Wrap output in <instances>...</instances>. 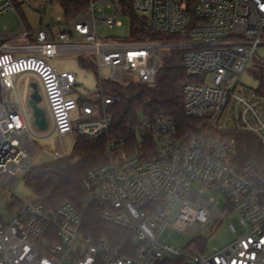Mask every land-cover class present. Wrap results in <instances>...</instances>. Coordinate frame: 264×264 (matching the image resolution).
Listing matches in <instances>:
<instances>
[{
	"label": "built area",
	"instance_id": "obj_1",
	"mask_svg": "<svg viewBox=\"0 0 264 264\" xmlns=\"http://www.w3.org/2000/svg\"><path fill=\"white\" fill-rule=\"evenodd\" d=\"M124 1L88 0L85 10L61 26L33 32L23 25L18 34L2 33L0 187L12 190L20 179L17 171L28 172L37 165V156L39 163L63 157L40 155L25 112L11 101L9 90L23 74L40 79L55 132L97 138L112 126L107 107L119 101L105 92L103 83L130 78L153 85L162 53L179 49L191 77L183 88L184 110L206 120L208 128L200 137L184 140L168 117L143 116L135 127L141 148L126 154V139L112 138L106 163L81 179L83 207L101 204L103 220L129 229L137 247L133 256L122 255L107 238L83 234V216L69 201L50 210L40 199L14 198L7 211L0 202V264H264V172L252 164H236V142L226 137L249 132L264 147V92L235 93L249 61L264 46V0H130L155 34L174 40L162 44L99 35L101 25L121 26ZM105 10L110 14L104 15ZM5 13L18 14L14 0H0V17ZM66 55H77L97 71L100 111L90 102L79 103L89 95L69 96L78 85L76 75L59 73L49 63ZM104 68L110 69V79L102 76ZM78 109L74 121L71 113ZM196 183L218 188L228 199L235 240L222 249L201 251L196 244L201 237L194 240L196 249L183 252L159 243L167 226L194 233L201 225L218 222L219 204L201 197Z\"/></svg>",
	"mask_w": 264,
	"mask_h": 264
},
{
	"label": "trees",
	"instance_id": "obj_2",
	"mask_svg": "<svg viewBox=\"0 0 264 264\" xmlns=\"http://www.w3.org/2000/svg\"><path fill=\"white\" fill-rule=\"evenodd\" d=\"M61 3L66 18L73 17L88 6V0H61ZM124 6L125 14L131 18V31L146 33V22L136 13L131 1L125 0ZM80 63L94 69L90 63L81 59ZM190 80L182 51L174 49L168 54L153 85H143L139 82L128 84L118 81L104 82L107 94L119 96L118 102L107 107L106 112L112 117L110 129L97 138L77 134L72 152L35 165L28 173L27 184L47 209L53 210L65 201L71 202L83 216V234L107 238L122 255L133 256L137 247L132 242L129 229L103 220L100 216L103 210L101 204L83 207L86 194L81 187V179L93 168L106 163V148L112 138L126 139L124 150L126 154L135 153L141 148L143 142L136 135L135 127L143 116L168 117L184 140L200 137L208 128L207 121L189 117L184 110L183 88ZM258 90L264 92L263 82ZM87 102L90 101L88 99L79 101L83 105ZM98 104L101 107L100 103ZM226 137L236 142V164H252L264 172V147L255 134L234 131L226 134ZM151 148H154V144ZM196 244L203 245V240L196 241Z\"/></svg>",
	"mask_w": 264,
	"mask_h": 264
},
{
	"label": "rangeland",
	"instance_id": "obj_3",
	"mask_svg": "<svg viewBox=\"0 0 264 264\" xmlns=\"http://www.w3.org/2000/svg\"><path fill=\"white\" fill-rule=\"evenodd\" d=\"M14 3L17 8L18 6L21 7L19 12L26 17L30 26L35 30L41 28L42 26H49L53 24L61 26L66 21L65 11L61 0H14ZM109 14L110 10H105L104 15ZM118 21L121 23V26H114L112 29H109L105 25L99 26V35L109 39H112L113 37L128 39L131 37L137 41L155 42L161 44L174 42L173 38L169 35L155 34L151 28L150 22H146V33H143L131 31V18L127 15L120 14ZM4 26H8L9 30H15L18 27V21L14 16H9L8 19L0 20V34L3 32ZM171 52L172 50L168 54ZM168 54L162 53L161 68L164 66ZM49 63L56 68L59 73L69 72L76 75L78 85L73 88L69 96L74 99H79L81 96L86 95H89V99L92 100L97 98L96 92L99 89V75L95 69L82 65L77 55H66L59 58H53L49 60ZM101 74L106 80L111 78L110 69L108 68H104ZM31 82H35V84H37L40 95H42L43 99L40 102L39 107L44 110L46 119V126L43 128L34 125V121L32 119L29 120L31 133L35 136L34 143L39 148L40 155L45 154L48 157H53L55 154L63 156L70 154L75 144L74 138L71 135L61 137L54 131V120L47 99L45 98L42 84L38 79L29 77L28 80L25 81L28 87L21 86L19 88L21 103L24 105L28 114L30 110L27 106V97L30 86L29 84ZM119 82L128 84L132 82V79L123 78ZM262 82L264 83V46L260 47L249 61L244 73L240 77V82L235 93L241 96L249 95L253 91L257 90ZM11 100L18 103V99L15 94H11ZM91 104L95 106L99 105L98 103L93 102ZM79 115V109L71 113V117L74 121L79 119ZM76 135L77 134H75V137ZM40 159L41 157L37 156L35 158V163L38 164ZM29 171L24 174L21 170L17 171L20 179L12 190H6L0 187V202L2 210L7 211L9 204L14 198L27 202L39 199L27 184ZM194 189L204 199L212 198L219 204L218 207L222 215L220 216L218 222L215 225L211 222L201 225V227L198 230H195L194 233H189L187 229L181 233L174 230L171 226H167L159 237V243L174 246L180 252L196 249L194 246V240L196 237H201L203 239V245L200 247V250H205L206 252L214 249H222L232 244L235 240V235L230 230L228 224L229 211L226 207L228 203L226 195L218 188L209 189L201 183H196L194 185ZM202 189L204 190L203 193H201ZM172 221L173 217L171 218L170 223Z\"/></svg>",
	"mask_w": 264,
	"mask_h": 264
},
{
	"label": "crops",
	"instance_id": "obj_4",
	"mask_svg": "<svg viewBox=\"0 0 264 264\" xmlns=\"http://www.w3.org/2000/svg\"><path fill=\"white\" fill-rule=\"evenodd\" d=\"M17 9H18V14H14V13H5V14H3V15L0 17V20H2V19L5 20V19H8L9 16H14V17L17 19V21H18V27H17L15 30H9V29H8V26H4V28H3V32H4L5 30H7V31H9V32L12 33V34H18V33L21 31V28H22L23 25H24L25 28H27L28 30L33 31V32H35V31H37V30L40 29V28L37 29V30L33 29V28L30 26L29 22L27 21L26 17H25L24 15H22L21 12H19L20 9H21V7L18 6ZM66 19H69V18H66ZM42 27H45V26H42ZM3 32H2V33H3ZM2 33L0 34V42L6 41V39H4L3 37H1ZM58 58H59V57H58ZM79 60H80V59H79ZM29 77L36 78V79H38V80L40 81V79H39L36 75H34V74H29V73H27V74H23V75H21V76L18 77V79H17V83H16V87H15L14 89L9 90L10 98H11V94H13V95L15 94L16 97H17V99H18V103H15V102H13V101L11 100L12 103H13V105H14V107H15L16 110L19 111V112H25V115L27 116L28 122H29L30 119H32V120L34 121V118H32V112H31V109H29L30 112L27 114L25 108L23 107V104L21 103V100H20L19 88H20L21 86H23V87H28V85H26L25 81L28 80ZM40 82H41V81H40ZM41 84H42V83H41ZM29 85H30V86H29V91H28L27 103H28V100H29V95H31V93L33 92V89H32L33 86H36V87H37L38 92H39V94H40L39 88H38L37 84H35V82H31ZM42 89H43V86H42ZM43 91H44V89H43ZM44 95H45V92H44ZM45 98H46V96H45ZM42 99H43V98H42V95H41V101H42ZM81 100H83V99H81ZM88 100L90 101V103H92V102H93V103H96L95 100H92V99H88ZM41 101H40V102H41ZM40 102L38 103V106L40 105ZM87 103H89V102H87ZM81 105H83V104H81ZM97 106H98V105H97ZM97 106H96V109L98 108L99 111H100L101 108H100L99 106H98V107H97ZM28 108H29V107H28ZM97 114H98V111H97ZM29 126H30V123H29ZM74 138L76 139L75 135H74Z\"/></svg>",
	"mask_w": 264,
	"mask_h": 264
},
{
	"label": "water",
	"instance_id": "obj_5",
	"mask_svg": "<svg viewBox=\"0 0 264 264\" xmlns=\"http://www.w3.org/2000/svg\"><path fill=\"white\" fill-rule=\"evenodd\" d=\"M32 89L33 92L29 95L27 106L31 109L32 118H34V125L43 128L46 126L45 112L38 106V103L41 101V95L39 94L36 86H33Z\"/></svg>",
	"mask_w": 264,
	"mask_h": 264
},
{
	"label": "snow or ice",
	"instance_id": "obj_6",
	"mask_svg": "<svg viewBox=\"0 0 264 264\" xmlns=\"http://www.w3.org/2000/svg\"><path fill=\"white\" fill-rule=\"evenodd\" d=\"M141 55H142V53H141Z\"/></svg>",
	"mask_w": 264,
	"mask_h": 264
}]
</instances>
